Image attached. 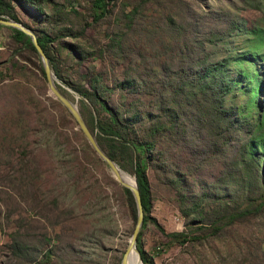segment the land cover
Returning <instances> with one entry per match:
<instances>
[{
  "label": "trees",
  "instance_id": "obj_1",
  "mask_svg": "<svg viewBox=\"0 0 264 264\" xmlns=\"http://www.w3.org/2000/svg\"><path fill=\"white\" fill-rule=\"evenodd\" d=\"M72 1L67 0L68 10L75 12L70 4ZM56 3V0H0V15L18 20L35 32L54 75L78 94V109L100 147L120 168L134 176L143 211L141 227L147 222L153 223L167 237L162 244L166 247L173 242L198 240L207 234L226 233L230 245L226 254L232 256L234 264H264V225L256 230L245 229V233L233 232L250 216L260 214L264 207V26L254 25L245 31L252 35L246 43L247 49L252 50L251 58L245 59L246 64L257 58L261 71L259 73L257 67H251L248 80L242 83L228 76L225 70L227 53L215 57L217 47L208 48L216 46L224 32L219 29L209 35V32L200 30V18L205 17L207 12L191 8L189 13H184L183 38L178 40L176 28L182 21H176V16L166 15V11L157 6L152 15L162 16L163 31L167 32L163 37L166 49L162 51L168 54L165 57L163 53H157L159 58L148 60V63L140 59L144 53L138 50V56L135 54L133 61L137 72L127 70L125 78L120 81V88L131 83L133 90L139 92L143 99L133 101L123 114L117 105L102 95L96 71H91L87 79H72L59 69V48H65L79 58L84 56L85 50L79 49L65 36L81 35L89 27L88 22L77 29L63 26L53 31L43 27L33 28L19 17L17 6L27 17L34 19L40 15L37 20L46 21L61 12ZM114 4L115 0H89L91 21L102 18ZM137 8L134 5L125 14L128 26H131ZM9 28L14 52L24 50L38 61L29 35L18 28ZM232 28L238 30L240 26L232 22ZM120 38L121 32L108 34L111 45L118 47ZM168 41L172 45L167 44ZM234 59L240 63L242 56L238 58L235 54ZM10 64L15 67V60ZM36 67L44 76L40 62ZM238 68L240 75L244 76L243 67ZM57 86L72 99L63 86L59 83ZM234 87L240 90L243 99L226 102ZM143 96L150 99L145 100ZM46 98L56 109V114L47 108L45 113L40 112L38 120L44 128L39 137L45 139L43 144L39 143L34 151L28 150L24 139L28 125L24 116L20 115L21 109L13 114L15 128L8 129L3 135L13 136L16 131L21 134L23 141H18V153L22 162L18 178L29 181L38 192L42 187V194H48L52 203L56 204L61 195L60 189L54 179L49 181L52 173L47 174L45 166H41L46 163L41 154L49 148L47 138H55L57 144L56 138L62 136L63 142L73 150V140L79 139L83 158L87 152L101 159L76 129H66L65 121H70V114L65 107L56 99ZM20 105L21 102L18 107ZM16 138L20 140L19 136ZM16 144L15 140L8 142L9 147ZM61 149L58 145L51 147L57 153ZM71 153L76 158L75 152ZM148 167L156 170L161 180L174 189L178 210L186 218V229L165 231L150 215ZM122 193L130 219L134 222L136 208L132 194L124 186ZM140 229L135 245L142 264H151V255L139 241ZM21 247H25L22 242L13 244L15 251L21 250ZM236 255L241 259L237 260ZM49 257V250L42 251V259ZM216 264H228V261L219 257Z\"/></svg>",
  "mask_w": 264,
  "mask_h": 264
},
{
  "label": "rangeland",
  "instance_id": "obj_2",
  "mask_svg": "<svg viewBox=\"0 0 264 264\" xmlns=\"http://www.w3.org/2000/svg\"><path fill=\"white\" fill-rule=\"evenodd\" d=\"M56 1L61 12L46 21L37 20L40 15L34 19L27 17L17 6L19 17L33 28L43 27L53 31L63 26L77 29L88 22L89 27L81 35L65 36L79 49L85 50L84 56L79 58L65 48H59V69L72 79H87L91 71H96L102 95L117 105L123 114L133 101L143 99L139 92L133 90L131 83L120 88V81L125 78L127 70L137 72L133 63L135 54L138 56L141 49L144 57L140 59L148 63V60L159 58L157 53L161 52L165 57L168 54L162 51L166 49L163 37L167 33L163 31L162 16L152 15L157 6L166 11V15L176 16V21H182L176 28L178 40L183 38V17L189 13V9L207 12L198 25L209 35L219 29L224 32L216 46L207 47H217L215 57L227 53L225 70L233 80L246 82L251 67H257L259 73L261 71L257 58H253L251 64H246L245 59H250L252 52L247 49L246 43L252 35L245 31L254 25L264 26V0H115L110 11L97 21H91L89 0L70 2L75 12L68 10L67 0ZM134 5L138 8L131 26H128L125 14ZM232 22L240 28L233 29ZM116 31L121 32L118 47L108 42V34ZM9 34V26L0 24V264H119L134 224L124 202L123 186L97 157L87 152V156L82 157L79 139L73 140V150L63 142L62 136L56 138L57 144L55 138L48 137L49 148L41 154L46 161L41 166H45L47 174L52 173L49 181L54 179L60 189L61 195L56 204L52 203L48 194H42V187L38 192L29 181L18 178L22 162L18 141H23L22 136L18 131L13 136L3 135L8 129L15 128L13 114L18 109L22 110L20 115L24 116L28 125L24 139L28 150L34 151L45 140L39 137L44 128L38 120L40 112L45 113L47 108L56 114V109L50 106L46 98L53 97L47 91L45 75L42 76L37 70L40 61L24 50L14 52L15 45ZM169 42L166 43L172 45ZM167 51L170 50L167 48ZM235 54H238V58L242 56L240 63L233 60ZM13 60L15 67L10 64ZM240 66L245 70L244 76L240 75ZM257 77H261V74H257ZM55 80L69 92L78 107V94L56 76ZM240 93L236 87L232 88L226 102L243 99ZM19 102L21 105L18 107ZM69 118L70 121H65L66 129H76L83 138L74 120L71 116ZM18 136L20 140H17ZM11 140L17 143L13 147L8 146ZM54 145L62 149L58 153L52 151ZM71 152H75L76 158ZM147 176L150 215L165 231L186 229V218L178 210L174 189L164 183L152 167L147 168ZM243 223L236 226L233 232L245 233V229L262 227L264 207L260 214L250 216ZM228 238L226 233L207 234L198 240L173 242L166 247L162 244L167 237L153 223L147 222L140 229L139 241L141 247L151 255V264H216L219 257L228 264H234L232 256L226 254L230 247ZM16 241L22 242L25 247L15 251L13 244ZM45 249L50 251V257L44 260L42 251ZM240 257L236 255L237 260ZM244 262H247L246 259Z\"/></svg>",
  "mask_w": 264,
  "mask_h": 264
},
{
  "label": "water",
  "instance_id": "obj_3",
  "mask_svg": "<svg viewBox=\"0 0 264 264\" xmlns=\"http://www.w3.org/2000/svg\"><path fill=\"white\" fill-rule=\"evenodd\" d=\"M0 24L15 27L23 31L24 33L28 34L30 37V40L36 50V53L39 57L40 64L43 68L44 75L46 78V83H47V91L48 93L56 100H58L61 105L65 107V109L69 112L71 118L75 121L77 128L81 131L83 134L85 140L89 144V146L93 149L94 153L103 161V163L107 166L110 174L124 187H127L133 197L135 208H136V215H135V220L134 224L131 230V233L129 235L126 247L121 254L119 264H125L126 257L128 254V251L130 247H133L137 258L139 262L142 264L140 256H139V251L136 248V235L141 227L142 223V218H143V211H142V206H141V201H140V195H139V190L136 185V181L134 185L129 184L123 174L122 171L123 169L118 166V164L110 158L106 152L100 147L98 142L96 141L94 134L92 131L88 128L84 118L82 117L76 101L69 98L65 93H63L59 87L57 86V81L55 80V75L48 63L47 57L45 53L43 52L40 44L36 40V34L35 32L28 26L24 25L22 22L15 20L13 18L0 15ZM134 177V176H133Z\"/></svg>",
  "mask_w": 264,
  "mask_h": 264
},
{
  "label": "bare ground",
  "instance_id": "obj_4",
  "mask_svg": "<svg viewBox=\"0 0 264 264\" xmlns=\"http://www.w3.org/2000/svg\"><path fill=\"white\" fill-rule=\"evenodd\" d=\"M122 174L125 178V180L131 184V185H134L135 184V181H134V177L129 174L128 172L126 171H122ZM129 257H130V261H129ZM125 264H140L138 258H137V255H136V252L134 250L133 247H130L129 251H128V254H127V257H126V261H125Z\"/></svg>",
  "mask_w": 264,
  "mask_h": 264
}]
</instances>
